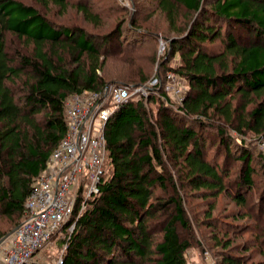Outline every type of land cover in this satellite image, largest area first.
<instances>
[{
	"label": "trees",
	"instance_id": "1",
	"mask_svg": "<svg viewBox=\"0 0 264 264\" xmlns=\"http://www.w3.org/2000/svg\"><path fill=\"white\" fill-rule=\"evenodd\" d=\"M34 1L0 0V242L23 223L33 186L68 132L66 103L111 85L146 84V64L158 56L155 48L143 52L148 39L156 47L161 37L158 75L177 73L186 95L176 106L160 86L113 112L100 192L53 235L65 246L61 264H188L198 244L188 189L247 209L228 215L256 222L264 249V180L257 182L254 165L261 163L264 179V153L246 143L249 134L264 136V0H130L140 12L148 5L159 12L166 26H146L135 11L108 33L56 23L48 14L73 3L97 26L102 7L94 0ZM14 39L23 45L12 53ZM208 143L216 150L211 159ZM215 205L202 224L223 248L216 264H249L218 237L227 240L237 227L214 217Z\"/></svg>",
	"mask_w": 264,
	"mask_h": 264
},
{
	"label": "built area",
	"instance_id": "2",
	"mask_svg": "<svg viewBox=\"0 0 264 264\" xmlns=\"http://www.w3.org/2000/svg\"><path fill=\"white\" fill-rule=\"evenodd\" d=\"M161 41V51L166 43ZM164 86V100H183L182 79L175 72L154 76L142 86L111 85L105 92L74 96L67 105L68 132L52 152L26 202L23 223L0 246V264H44L45 249L87 199L98 195L107 169L105 126L113 112L130 98L148 97ZM264 147V142L261 144ZM75 224L70 227L72 231ZM62 263V256L55 264Z\"/></svg>",
	"mask_w": 264,
	"mask_h": 264
},
{
	"label": "rangeland",
	"instance_id": "3",
	"mask_svg": "<svg viewBox=\"0 0 264 264\" xmlns=\"http://www.w3.org/2000/svg\"><path fill=\"white\" fill-rule=\"evenodd\" d=\"M25 3H33L35 2L34 0H23ZM74 2V0H72ZM95 5H100L102 16L100 20V24L97 26H92L89 23L84 22L81 13L75 9L73 3L69 4L67 7L68 9L64 11L61 9H58L56 7H50L51 9L48 11L49 16L53 21L56 23H64L67 24L68 26L71 27H85L90 32H95V33H108L110 32L111 29H113L117 22H119L122 17L126 15L125 18H130L131 15L135 13L137 8L133 6V4L130 2V0H94ZM113 5V10L110 8V6ZM123 6V8H122ZM145 7V6H144ZM142 12L137 14V18L139 21L145 22L144 25L150 27H163L166 26V21L163 19V16L161 17V14L158 13H151L152 8L150 6H146L143 8ZM117 12V13H116ZM182 24L180 23L178 27H180ZM160 36V35H159ZM171 36H173L171 34ZM161 37H159V40L156 42V47H154V41L150 38L147 41L150 42L149 46L147 47L148 49L143 52V54H149L151 53V49L155 48L154 51H156V54L158 58L162 55L164 51H161ZM14 43L8 44L9 49L11 50L12 53L18 47L22 46L23 43L17 41L16 39L13 40ZM20 45V46H19ZM151 45V46H150ZM157 58V62H150V64L147 62L145 70L151 73V78L150 80L159 74V59ZM178 59V56L176 57ZM173 66H175V62L173 61L171 63ZM149 80V81H150ZM148 81V82H149ZM147 82V83H148ZM182 86H184V91L186 93L187 91V86L182 80ZM131 90L133 87H130ZM72 99V98H71ZM70 99V100H71ZM176 106L180 104L178 98L172 99L171 100ZM231 136H237L236 133H233L231 130L229 132ZM263 139H258V137L253 136L252 134H249L247 136L246 143L247 145L253 149L254 153L259 154L260 152L264 153V147L261 145L262 142H264V136H262ZM212 141V140H211ZM210 141V143H211ZM211 144L208 143V148L210 149V152L208 154V157L214 158V154L216 152L215 149H212ZM236 154H240L239 151H235ZM216 155V154H215ZM236 157V156H235ZM222 161V160H221ZM239 162L235 163L233 167V173L236 172L237 168L239 167ZM254 165L257 167V175L255 179L257 182H260L263 179L262 176V165L258 164L257 160L254 161ZM235 174V173H234ZM186 196L185 199L186 201V206L188 209V215L190 216L191 220L193 221L194 224V232H195V243L197 242L198 244L194 245L191 250L188 251L187 254V260L188 264H216L217 259L219 257V254L223 252V248L218 246L216 244V239L215 235H213V232L211 229L207 228L202 224L203 220L206 218L204 213L208 210L209 206L212 203H216L215 209L213 211L214 217L220 218L222 220L227 221L228 226L230 225L234 228L237 227V229H231L228 230L230 231L229 235V240L226 238H222L223 234H220L218 237H221L222 241H230V247L229 249L233 250V254L235 256H242L247 263L249 264H262V261L264 262V249L260 247L259 243L256 242V235L258 231H256V222L250 219H246L245 221H240V220H235L233 219L230 215V212H236L237 215L244 214L247 212V209H240L239 207L235 206L234 203L230 198H227L226 196H218L216 199H202L199 196L202 194L201 192H192L191 190L186 191ZM263 217V216H262ZM263 228H264V217L261 220ZM245 224H248V227H245ZM243 227V228H242ZM258 227V226H257ZM239 228H242L239 230ZM222 231H224V228H222ZM242 230V231H241ZM238 233H234L237 232ZM225 232V231H224ZM262 232V231H261ZM260 233V231H259ZM234 234V235H233ZM61 238L60 236L59 239H53V243L51 244L50 247H47L45 249V258H44V264H55V262L64 254L65 246L63 247L61 245ZM255 239V240H254ZM239 248V251H236L235 248ZM244 247H248V250L246 252L244 251ZM228 249V250H229ZM243 250V251H242ZM227 251V250H226ZM1 258V254H0Z\"/></svg>",
	"mask_w": 264,
	"mask_h": 264
},
{
	"label": "water",
	"instance_id": "4",
	"mask_svg": "<svg viewBox=\"0 0 264 264\" xmlns=\"http://www.w3.org/2000/svg\"><path fill=\"white\" fill-rule=\"evenodd\" d=\"M13 233H10V234H8V235H6L2 240H1V242H0V246H1V244L3 243V242H5L11 235H12Z\"/></svg>",
	"mask_w": 264,
	"mask_h": 264
}]
</instances>
